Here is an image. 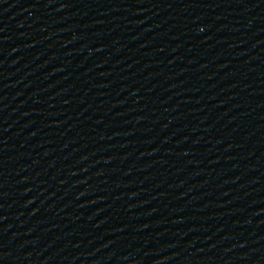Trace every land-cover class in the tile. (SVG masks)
<instances>
[{"label": "water", "instance_id": "obj_1", "mask_svg": "<svg viewBox=\"0 0 264 264\" xmlns=\"http://www.w3.org/2000/svg\"><path fill=\"white\" fill-rule=\"evenodd\" d=\"M0 264H264V0H0Z\"/></svg>", "mask_w": 264, "mask_h": 264}]
</instances>
